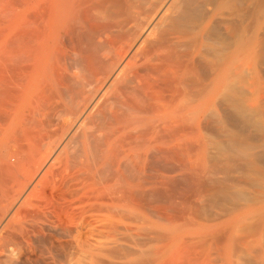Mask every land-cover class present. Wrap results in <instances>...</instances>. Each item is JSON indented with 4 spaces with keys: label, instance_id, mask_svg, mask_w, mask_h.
Segmentation results:
<instances>
[{
    "label": "bare ground",
    "instance_id": "obj_1",
    "mask_svg": "<svg viewBox=\"0 0 264 264\" xmlns=\"http://www.w3.org/2000/svg\"><path fill=\"white\" fill-rule=\"evenodd\" d=\"M0 264H264V0H0Z\"/></svg>",
    "mask_w": 264,
    "mask_h": 264
}]
</instances>
